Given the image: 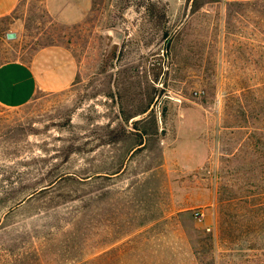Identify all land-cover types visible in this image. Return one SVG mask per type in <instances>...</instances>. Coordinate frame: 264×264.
I'll return each mask as SVG.
<instances>
[{"label":"rangeland","instance_id":"rangeland-1","mask_svg":"<svg viewBox=\"0 0 264 264\" xmlns=\"http://www.w3.org/2000/svg\"><path fill=\"white\" fill-rule=\"evenodd\" d=\"M51 45L74 84L0 105V264H264V0L0 18V66Z\"/></svg>","mask_w":264,"mask_h":264},{"label":"crops","instance_id":"crops-1","mask_svg":"<svg viewBox=\"0 0 264 264\" xmlns=\"http://www.w3.org/2000/svg\"><path fill=\"white\" fill-rule=\"evenodd\" d=\"M20 0H0V18L10 16ZM78 76V62L61 45L39 50L29 63L12 61L0 66V105L22 107L40 92L70 88Z\"/></svg>","mask_w":264,"mask_h":264},{"label":"water","instance_id":"water-1","mask_svg":"<svg viewBox=\"0 0 264 264\" xmlns=\"http://www.w3.org/2000/svg\"><path fill=\"white\" fill-rule=\"evenodd\" d=\"M7 39H15L16 38V34L14 32H9L6 34Z\"/></svg>","mask_w":264,"mask_h":264},{"label":"trees","instance_id":"trees-1","mask_svg":"<svg viewBox=\"0 0 264 264\" xmlns=\"http://www.w3.org/2000/svg\"><path fill=\"white\" fill-rule=\"evenodd\" d=\"M214 264H216V260L214 259V262H213Z\"/></svg>","mask_w":264,"mask_h":264}]
</instances>
